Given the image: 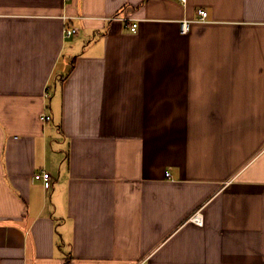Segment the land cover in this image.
<instances>
[{"label": "crops", "instance_id": "1", "mask_svg": "<svg viewBox=\"0 0 264 264\" xmlns=\"http://www.w3.org/2000/svg\"><path fill=\"white\" fill-rule=\"evenodd\" d=\"M66 257L264 264V0H0V264Z\"/></svg>", "mask_w": 264, "mask_h": 264}, {"label": "built area", "instance_id": "2", "mask_svg": "<svg viewBox=\"0 0 264 264\" xmlns=\"http://www.w3.org/2000/svg\"><path fill=\"white\" fill-rule=\"evenodd\" d=\"M181 1H185V0H181ZM197 14H198V19L200 21H204L206 19V16H207V12L205 9L203 8H198L197 9ZM188 27H189V21L188 20H182L180 22V32L181 33H186L187 30H188ZM136 29V23H131L130 25V30L131 31H135ZM75 32V29L73 28H70V27H66L64 30H63V34L65 36H70L72 35L73 33ZM47 94V93H46ZM40 118L41 120L43 121H49L50 120V116L47 115V114H41L40 115ZM169 175V172H165V176H168ZM33 179H36V180H41L44 188H49L50 187V175L47 171H39L37 173H35L33 175ZM191 220H193L194 222H200V216L199 214H195L191 217Z\"/></svg>", "mask_w": 264, "mask_h": 264}, {"label": "trees", "instance_id": "3", "mask_svg": "<svg viewBox=\"0 0 264 264\" xmlns=\"http://www.w3.org/2000/svg\"><path fill=\"white\" fill-rule=\"evenodd\" d=\"M64 264H69V257H66L64 260Z\"/></svg>", "mask_w": 264, "mask_h": 264}]
</instances>
